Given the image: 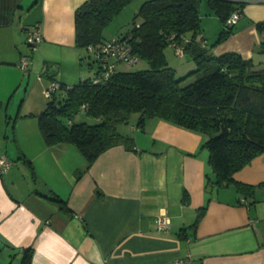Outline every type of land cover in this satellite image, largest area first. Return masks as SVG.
Returning a JSON list of instances; mask_svg holds the SVG:
<instances>
[{"label":"crops","instance_id":"0c3cea01","mask_svg":"<svg viewBox=\"0 0 264 264\" xmlns=\"http://www.w3.org/2000/svg\"><path fill=\"white\" fill-rule=\"evenodd\" d=\"M83 1L0 0V156L10 164L0 172V264H20L28 247L30 264H171L177 258L182 264H264V153L234 174L254 185L245 196L213 182L201 134L155 117H147L142 129L130 127L133 150L113 145L87 168L72 145H47L39 130L18 129V115L36 116L44 108L42 88L51 80L72 85L91 78L81 69L74 40V12ZM235 1L241 15L217 45L211 46L223 23L209 8L204 24L200 15L201 32L184 52L189 66L206 50L235 51L264 67V0ZM34 23L41 33L34 50L39 72L45 68L43 84L18 66L29 54L26 31ZM66 51L73 52L66 64L50 55ZM16 94L22 103L12 116ZM30 95L33 104L26 102ZM51 193L71 215L44 198ZM201 207L204 214L192 229ZM163 214L165 231L156 227Z\"/></svg>","mask_w":264,"mask_h":264},{"label":"trees","instance_id":"16d2710c","mask_svg":"<svg viewBox=\"0 0 264 264\" xmlns=\"http://www.w3.org/2000/svg\"><path fill=\"white\" fill-rule=\"evenodd\" d=\"M132 1L85 0L75 9V46L84 48L87 56L93 53L98 67L94 76L72 85L51 80L59 86L36 114L44 142L72 145L85 159L87 168L113 145L134 149L133 137L120 133L118 124L128 122L137 113L135 126L142 129L147 117H155L201 134L213 182L233 185L237 192L251 196L254 185L236 180L234 174L264 153V67H257L252 59H244L235 51L209 55L202 50L193 56L196 67L177 76V69L169 65L166 49L174 50L173 44H177L184 52L188 51L201 32V0H146L134 12L130 28L113 37L127 38L137 62L143 60L148 67L120 71L119 63H134L115 61L111 73L104 78L103 59L96 54L100 45L109 40L103 37V29ZM205 1L223 23V29L211 44L214 46L231 35L234 24L227 25L226 19L232 11L240 10L241 3ZM84 57L81 55L80 60ZM44 73L43 67L41 76ZM192 75L196 76L193 81L181 85L182 80ZM98 77L100 80L94 82ZM81 111L97 122L77 120ZM43 196L71 215L66 202L57 194ZM204 211L205 207L198 209L190 225L192 229ZM177 234L185 238L186 230L180 229ZM32 252L31 247L23 249L20 264H30Z\"/></svg>","mask_w":264,"mask_h":264},{"label":"rangeland","instance_id":"374dc122","mask_svg":"<svg viewBox=\"0 0 264 264\" xmlns=\"http://www.w3.org/2000/svg\"><path fill=\"white\" fill-rule=\"evenodd\" d=\"M138 1L139 0L134 1V3H132L131 5L128 4L117 15H115L113 17V19L103 29L102 34H103L104 38H110L113 35H115L116 33H118V34L124 33L128 28H130V25H131L130 22H131V19L134 15V11H135L133 5L135 3H137ZM206 10H208V7L206 5V1L201 0V2L199 3V13H200L201 17L203 18L202 19L203 24L206 22V21H204V18L206 16L205 15ZM213 14L216 15L215 13H213ZM202 21H201V23H202ZM34 24H32L31 27H34ZM77 48H78L79 52L81 53V55L85 56L82 59V61L79 58V60L81 62L80 64H81L82 71L86 72L90 77L94 76V72L97 70V67H98V62L96 61L95 55L93 53H91V54H89V56H87V52L84 48H80V47H77ZM28 49H29V47H28ZM28 52L30 55V56L28 55L30 64H29V71L27 73L31 74L32 81H36L37 83L43 84V81H42L43 78L39 77V75H38L42 61L41 60L37 61L38 57H37V54L35 53V50H33V51L29 50ZM72 53L73 52L66 51V52H56V53H54V54L52 53L50 55H52V57H54L56 59L61 60L63 63L66 64L69 61L68 59L70 58ZM23 55H25V54H23ZM166 55H167V59H168L169 64L173 68H176L177 66L180 67V70L176 71L177 76H182L185 73H187L189 71V69H192V67H193V69L196 67L194 62H192V64L190 63V66H189V63H187V60H186L187 57H184V55L177 53L171 47H167ZM66 67L67 66L65 65V68ZM146 67H148V66L143 60H140L139 62L134 63V64L119 63L117 65V69L120 71H136L139 69H144ZM68 70L69 69L67 67V71ZM195 77H196L195 75H192L191 77L189 76L185 80L181 81V85H185V84L189 83L190 81H193V79ZM42 89H43V93H44L45 88H42ZM18 96L19 95L16 94V96L14 97V100H12V104H11V108H10V110H11L10 112L12 113V116L15 114V109L22 103L21 99H19ZM33 99H34V95H30L26 102L29 104H31L32 102L34 103L35 100H33ZM18 118H22V119H18ZM16 119H18V124L16 125L18 127V129H20L21 127H24L25 130L26 129H28V130H39L36 116L18 115L17 118H15V121H16ZM76 119L79 121L85 120L86 122H88L90 124L97 122L93 118L86 117L83 111H81L78 114ZM137 119H138V114L133 113L130 116L128 122L120 123L117 125L118 131L122 134L128 133L127 135H129L128 131L130 130L131 126L135 125ZM10 130H12L11 126H10Z\"/></svg>","mask_w":264,"mask_h":264},{"label":"built area","instance_id":"2783aa9c","mask_svg":"<svg viewBox=\"0 0 264 264\" xmlns=\"http://www.w3.org/2000/svg\"><path fill=\"white\" fill-rule=\"evenodd\" d=\"M241 15V11L236 9L231 12V14L226 19L227 25L235 24ZM41 41V33L39 24L35 23L34 27L27 29L26 31V42L29 46L30 51H33L37 44ZM174 51L179 54H184L183 47L177 44H173ZM89 50H92L91 46H88ZM96 54L103 59L102 68L103 75L102 77L106 78L112 71V67L115 61H126L129 63H135L138 61L137 56H134L131 53V49L127 44V38L124 37H110L105 43L100 45V49L97 50ZM29 54L21 55L18 61V66L24 71H29ZM39 77L42 78L40 72L38 73ZM100 80V77L94 80L97 82ZM59 84L57 82H49L44 89V94L46 97L51 95L52 90L57 88ZM9 161L4 157L0 156V172H5L9 167ZM156 227L158 230L165 231L169 228V220L163 214L156 218ZM184 259L177 258L171 262V264H182Z\"/></svg>","mask_w":264,"mask_h":264},{"label":"water","instance_id":"95a60500","mask_svg":"<svg viewBox=\"0 0 264 264\" xmlns=\"http://www.w3.org/2000/svg\"><path fill=\"white\" fill-rule=\"evenodd\" d=\"M233 1H235V0H233Z\"/></svg>","mask_w":264,"mask_h":264}]
</instances>
